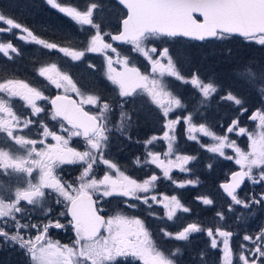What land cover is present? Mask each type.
<instances>
[{
    "label": "snow or ice",
    "instance_id": "obj_1",
    "mask_svg": "<svg viewBox=\"0 0 264 264\" xmlns=\"http://www.w3.org/2000/svg\"><path fill=\"white\" fill-rule=\"evenodd\" d=\"M45 3L76 25L90 29L79 49L39 38L3 13H0V34L18 30L23 33L17 35L18 39L75 62H85L88 54L102 55L106 61L105 76L118 89L120 99L109 102L94 91L83 89L56 63L41 66L37 71L46 87L59 90L55 96L46 95V87L14 78L0 79V178L18 175L24 180V186H6L0 180V189H3L0 191V250L5 246L18 247L30 258L31 264H183L186 249L159 248L142 219L102 214V202L110 198H124L122 203L129 209H136L139 203L149 208L162 206L163 216L158 218L168 221H174L180 212H191L177 195L156 194L161 176L155 172L138 180L126 175L108 158L114 134L132 140L131 131L138 124L141 110L162 122V134L151 135L143 141V161L137 157V165L155 166L163 179L180 189L198 184V178L177 180L172 175L174 170L192 172L189 165L198 159L179 150L177 128L182 125L188 141L216 154V158L239 166L219 186L230 198L228 210L233 211V205H239L251 214L254 207L264 208V192L246 198L239 193L246 180L264 185V107L249 115L250 120L258 121L259 127L258 133H250L241 126L240 120L249 111L247 101L231 91L220 94L219 82L202 77L199 71L186 76L182 71L186 53L164 46L178 38L202 45L230 43L242 38L250 45L264 48V0H116L126 15L115 33L106 31L100 19L101 0H87L83 8L65 5L60 0H45ZM124 44L130 45L132 52L145 61L146 71L130 65L129 57L118 50ZM0 54L11 60L13 55L21 53L8 42L0 43ZM227 54L231 55V51ZM88 67L95 70L96 66L88 64ZM261 77L260 83L264 84V69ZM173 82L190 87L201 100L190 110L172 87ZM247 86L264 99V87L257 89L252 83ZM69 93L77 99H72ZM214 96L235 106L238 113L223 134L213 131L201 114V109ZM16 102L25 111H19ZM138 103L142 105L141 110L135 107ZM85 106L95 111H86ZM48 119L58 124L50 126ZM229 134L247 136L250 150H242ZM73 137L82 139L83 150L69 146ZM203 137L211 138L214 143H201ZM157 142H166L163 157L153 150ZM226 150L234 155L227 154ZM64 165L78 168L74 180L57 175L56 169ZM100 167L106 170L98 177ZM212 167V163L207 164L208 169ZM34 172L37 173L35 180ZM197 199L206 206L214 203L207 197ZM49 200L52 203L45 206ZM55 206L62 207L63 211L54 212ZM37 209L41 218L34 222L32 213ZM216 215L224 219L222 213ZM65 228H71L74 233L71 244H61L49 237L50 230ZM160 233L167 240L179 242H190L196 234L203 233L208 238V247L221 252V264H234L231 242L238 233L225 227L192 221L176 232L161 229ZM241 241L235 254L237 264H264V227L254 234L245 233ZM205 256L202 250L194 259L207 264Z\"/></svg>",
    "mask_w": 264,
    "mask_h": 264
},
{
    "label": "rangeland",
    "instance_id": "obj_2",
    "mask_svg": "<svg viewBox=\"0 0 264 264\" xmlns=\"http://www.w3.org/2000/svg\"><path fill=\"white\" fill-rule=\"evenodd\" d=\"M19 2V1H17ZM65 5L77 6L83 8L87 0H60ZM103 4V11L100 14V19L103 22L106 31L109 32H117L120 29V21L124 18L125 13L121 10V8L114 3L112 0H101ZM18 5V4H17ZM19 6V5H18ZM21 6V5H20ZM19 8V7H18ZM29 8V7H28ZM22 11L29 10L32 16L34 12V8L31 6L30 9H26L25 6L21 7ZM37 11V10H36ZM72 28L71 35L77 41V44H72L74 49H79L78 46L81 47L85 37L88 35L90 29L87 26H78L73 21L69 24ZM53 29L59 30L58 26H54ZM79 33L77 37L76 34ZM21 34V33H20ZM22 35V34H21ZM0 43H5L4 36H1ZM23 44V43H22ZM71 45V44H70ZM170 49H175L180 53H186L183 68V73L187 76L190 72L199 71L202 77H209L214 75L215 80L219 82L221 89V93L231 90L234 94H243V92L247 89L248 93L253 94V102L246 103L248 107V112L245 113L241 118V126L247 128L250 133L256 134L259 131L258 121H252L249 119V115L254 112L258 108L264 107V99L261 98V95H258L257 92H254L247 85L252 83L255 85L257 89L264 87V84L260 83L261 80V72L264 69V48L259 45H250L245 41H240L237 39H233L230 43L228 42H207L204 45H201L196 42V44L189 43L188 41H179L173 42L171 44H167ZM164 45V46H166ZM39 46V45H38ZM35 46L26 45L24 51H34L39 52ZM228 50L231 51V55H228ZM123 55H127L130 59V65H134L136 67H140V69L144 71L147 70L148 66L145 64V61L136 53L132 52L131 47H127L126 49L119 50ZM48 53H51L48 50ZM3 55V54H2ZM4 57V56H3ZM6 58V57H4ZM8 59V58H7ZM27 60V59H26ZM50 63H56L61 70L67 71L70 75H72L73 79L78 82V86H83V89L94 91L95 93L102 96L105 100L111 102L120 99L118 97V89L115 85H113L109 80H107L105 76L106 71V61L104 57L100 54H88L85 57V62H75L71 61L70 58L59 54L58 57L48 56L45 58V65L38 64L35 60V65L38 66H47ZM85 63L94 64L95 70L88 67V64L84 66ZM25 66V63L23 64ZM34 65V66H35ZM189 65V71L188 67ZM39 69V68H38ZM22 70V69H21ZM38 71V70H37ZM252 73L254 75H249ZM24 81L30 83L32 86L45 88V82L42 78H38L37 74H29L26 70L24 72ZM210 75V76H209ZM42 85V86H40ZM172 87L176 90V92L182 97V99L187 103L188 108L191 110L197 103L201 100L199 95H196L193 90L180 83L173 82ZM227 89V90H225ZM49 93V94H48ZM59 94V90L54 89L53 87H46V95H55ZM71 94V93H69ZM74 97L75 94H73ZM77 99V97H76ZM246 100V99H245ZM139 104V103H138ZM136 105V109L140 110ZM251 104V105H249ZM89 107V106H87ZM131 108V106H129ZM250 107H254V109H250ZM16 108L18 110L22 109L21 103L16 102ZM90 108V107H89ZM93 112L95 109L90 108ZM23 110V109H22ZM222 117L219 116L222 114ZM213 113V114H212ZM175 114V113H173ZM201 114L207 119H211V121L207 120V123L212 126V130L223 134L224 128H226L231 119L236 117L238 113L236 112L235 106L229 104L228 102H223L217 99L215 96L208 100L206 108L201 109ZM212 114V115H211ZM211 116V117H210ZM47 119V118H46ZM136 119V117H134ZM153 117H146L144 113L141 112L139 121L137 126L133 128L131 131L132 140H128L119 134H114L111 148L108 152V158L112 159L113 162L117 163V165L121 168L122 171L125 172L126 175H129L135 179L142 180L147 178L150 172H155L157 175L161 176V179L157 182L158 186L156 188V194L162 193L159 188L161 186V190L164 191L163 194H167L171 196L168 192V189L172 186L173 195H177L182 203L188 206L191 209L190 213H178L177 217L174 221H168L165 219H160L158 217L163 216V208L159 205H153L149 208L142 203L136 201H129L131 203H139V206L136 209H129L124 206L122 200L124 198H110L102 202L103 211L107 216H113L116 214H124L132 218H138L144 216L149 219V225L151 227L161 229H165L167 231L176 232L180 230L184 224L187 222L197 221L202 223L205 226H220L225 227L228 230H232L238 235H234L232 239V249L234 253V264H237L235 260V254L239 251V244L242 242L241 237L247 234H254L260 229V223L264 220V208L254 207L251 210V214H249L248 209H244L242 206L233 205V211H229V204L231 203L229 198H225L224 194L220 191V188L210 190L208 183H199L196 185H189L183 189L175 187L171 181L165 180L162 178V173L155 166H140L135 163L137 157L141 158L143 161V141L150 137L151 135H156L158 131H154L155 126L153 123ZM50 126H55L58 124V121H50L48 119ZM153 123V125H151ZM151 125V126H150ZM146 129H150L151 133L147 136H143V133ZM182 131L180 133L177 132L179 150L183 154H189L198 157V159L193 162V164L189 165L192 168V172L190 173H180L177 170H174L172 175L177 180L184 179H201V173L205 171V169L212 171L214 167L219 168L218 175L222 176V180L220 183L225 182L230 173L236 170H239V166L235 165L233 161L225 160L223 158H216V154L209 153L206 149H202L199 144L193 141H188L186 136L184 135V128H181ZM156 130V129H155ZM230 135L231 139L236 140L237 145L244 151L250 150V141L247 136H235ZM82 145V150L84 147V143L82 139L73 137L70 140L69 146H77L78 144ZM201 143L204 144H213L214 141L209 137H203ZM79 148V147H78ZM154 151L160 152L163 157V153L166 149V142H157L153 147ZM227 154H232L231 150H226ZM203 160V162H201ZM212 163V169L207 168V164ZM65 166V165H64ZM64 166H61L56 169L63 170ZM68 166V165H67ZM204 167V170L201 169ZM77 170V169H76ZM105 167H100L97 169V175L102 176ZM225 170V172H223ZM78 174V170L75 173L67 174L69 176L68 179L65 180H74ZM59 176V173L57 174ZM33 180H35L36 176H32ZM0 180L5 181V185H19L24 186L23 177L14 175L10 179L0 178ZM170 183V185H166V183ZM251 191H256L258 194L260 190L259 184H253L249 181ZM165 185V187H164ZM203 185L204 189L200 191V186ZM168 186V187H167ZM3 189H0L2 191ZM188 190L189 194H194L192 201L187 202L186 195L184 191ZM248 190L247 188L244 190ZM168 192V193H167ZM255 194V193H252ZM241 197L242 194L240 193ZM198 197H207L214 201L213 205L206 206L203 205ZM228 199V200H227ZM52 201L49 200L46 202L47 204H51ZM63 211V208L60 206L54 207V212ZM222 213L224 215V219L221 220L216 213ZM155 213L156 215H152ZM201 216H200V215ZM41 218V212L39 209L33 212L32 220L34 222L38 221ZM239 218V219H238ZM144 221V220H143ZM62 223L65 222V219L61 220ZM147 225V222H145ZM70 232V233H69ZM69 233V234H67ZM152 233V232H151ZM34 235V233H32ZM67 234V235H66ZM59 236L56 238H60L59 242L61 244H71L74 239V233L71 228H67L66 233L58 234ZM153 235V233H152ZM66 238V239H65ZM154 238V237H153ZM163 243L160 241H156L157 246L162 250H174L175 247L181 246L186 249L185 256L183 257V264H192L188 261L189 255L191 257H195V254L200 251H205L207 264H221V252L219 250H212L208 247V238L205 234H196L190 242H179L174 240H167L163 237ZM164 240H166L164 242ZM55 241V239H54ZM6 247V246H5ZM7 248V247H6ZM13 252H19L20 249L10 248ZM2 251V250H0ZM14 255V254H13ZM197 263L200 264L198 258H195ZM137 264H142V262H137Z\"/></svg>",
    "mask_w": 264,
    "mask_h": 264
},
{
    "label": "trees",
    "instance_id": "obj_3",
    "mask_svg": "<svg viewBox=\"0 0 264 264\" xmlns=\"http://www.w3.org/2000/svg\"><path fill=\"white\" fill-rule=\"evenodd\" d=\"M19 1V2H17ZM19 6H18V5ZM21 5V6H20ZM25 6L26 9L31 10V6L34 8V12L32 13V16L30 14L29 10L22 11L21 7ZM19 7V8H18ZM29 7V8H28ZM37 10V11H36ZM33 11V10H31ZM0 13L5 14L8 17L14 18L16 22L21 23L22 25L28 27L30 30L34 32V34H37L39 38H43L48 42H55L58 44V46H64V47H69L74 49L73 45L74 43L77 44V41L75 38L71 35L72 33V28L69 24H71V20L67 18L65 15L59 13L57 10L52 9L49 5L45 3V0H0ZM2 26V25H0ZM54 26H58L60 29L55 30L53 29ZM17 35H19L18 30H13L12 33H4L0 34L1 36H4V41L5 43L11 42L15 47H17L20 51V46H21V41L17 38ZM77 37L79 36V33L77 32L76 34ZM71 44V45H70ZM80 48V46H78ZM39 52H34L32 50L30 51H25L24 57L26 56V65L24 66L22 63V55L20 54L19 56L13 55V59L9 60L7 58H4L2 54H0V79L2 78H14L18 80H25L24 79V72L25 70L29 74L36 75L37 70L39 66L36 64L35 65V60H39L41 64L44 63L45 58L49 55L48 50L43 49L42 46H37L36 49ZM21 53V51H20ZM35 65V66H34ZM45 65V64H43ZM22 69V70H21ZM210 76V75H209ZM210 80L214 81V75L209 77ZM42 86V85H40ZM222 89V88H221ZM227 90V89H225ZM231 91V90H228ZM249 90H245L243 94H237L239 96H242L248 103L251 101L253 102V94L254 93H248ZM251 105V104H249ZM252 106V105H251ZM250 109H254V107H250ZM213 114V113H212ZM211 114V115H212ZM219 116L222 117V114H218ZM211 117V116H210ZM214 119L211 117V119H207L206 117V122L207 120L211 121ZM146 131V130H145ZM181 132V131H180ZM178 132V133H180ZM146 135H149L146 131ZM145 135V136H146ZM144 136V137H145ZM203 162V160H201ZM202 170H204V167H201ZM68 174H70V170H68ZM219 168L214 167L212 171H209L205 169L204 172L201 173V179H199L200 183H208L209 189L214 190L219 187L221 184L222 176L218 175L219 173ZM225 172V170H223ZM166 185H170V183H166ZM250 184L248 183V190L243 191L241 194L244 198L247 197V195H250L252 193H256V191H251L252 187L250 188ZM165 187V185H164ZM168 187V186H167ZM172 186L168 189V192L173 195ZM204 189V186H200V191ZM159 190L164 193L163 190H161V186ZM259 193L264 192V185H260V190H258ZM167 192V193H168ZM195 193L189 194L188 190L184 191V194L186 195L187 202L190 200L192 201V198ZM258 193V194H259ZM116 199V198H115ZM228 200V199H227ZM200 215V214H199ZM201 216V215H200ZM145 222H147V227L150 229V231L153 233L154 239L160 243H163L162 241V236L160 233L161 228H154L151 227L152 225H149V219L144 216L138 217ZM260 228L264 227V220L261 221L260 223ZM166 240H164L165 242ZM14 254V255H13ZM188 261L192 264H199L197 263L196 259L191 257L189 255ZM0 264H31L30 258L27 257L22 250L19 252H13L12 249L4 247L2 251H0Z\"/></svg>",
    "mask_w": 264,
    "mask_h": 264
},
{
    "label": "flooded vegetation",
    "instance_id": "obj_4",
    "mask_svg": "<svg viewBox=\"0 0 264 264\" xmlns=\"http://www.w3.org/2000/svg\"><path fill=\"white\" fill-rule=\"evenodd\" d=\"M114 3H116L115 1H113ZM117 4V3H116ZM118 5V4H117ZM119 6V5H118ZM120 7V6H119ZM121 8V7H120ZM121 10L124 12V10L121 8ZM125 13V15H126V11L124 12ZM121 26V25H120ZM22 35H23V33H21ZM20 33H19V35H21ZM20 41H21V46H20V51H21V55H22V58H23V60H22V63L24 64L25 63V65H26V56L24 57V53H25V51H24V48H25V46L28 44V45H31V46H38V45H35V44H31V43H26L25 41H23V40H21V39H19ZM179 41H184V40H180V39H177V40H175V41H171V42H169V43H167V44H171V43H173V42H179ZM186 41V40H185ZM23 43V44H22ZM189 43H193V44H195V42H189ZM165 45H166V43H165ZM202 45V44H201ZM204 45V44H203ZM167 47H168V45H166ZM34 47V48H35ZM127 47H131L130 45H123V46H120L119 45V47H118V50H120V49H126ZM48 56H51V58H53V57H58L59 56V54L58 53H56V52H52L51 51V53H49V55ZM47 56V57H48ZM37 62H38V64H41V62L39 61V60H36ZM88 63H85L84 64V66L85 65H87ZM43 65V64H42ZM40 67V66H39ZM187 67H188V71H189V65H187ZM138 68H140V67H138ZM141 71L143 72V70L141 69ZM189 73H191L190 71H189ZM49 94V93H48ZM55 95H57V93L55 94ZM55 95H51V96H55ZM69 96L71 97V98H74V99H76V97H74V95H73V93H71V94H69ZM111 102H115V101H111ZM139 105V104H138ZM140 107H138L140 110L142 109V105L140 104L139 105ZM23 109V108H22ZM22 109H20L19 111H21V112H23V111H25L24 109L22 110ZM85 110L86 111H90V112H93L89 107H87V106H85ZM141 112L142 113H144V115H146V117H151L149 114H147L146 112H144V111H142L141 110ZM172 116L174 117L175 116V114H172ZM154 120H153V123H154V126H155V129L153 130V133H154V131H158L157 133H155L156 135H161L162 134V128H161V121H159L158 119H155V118H153ZM153 123L151 124V125H153ZM150 125V126H151ZM183 126L181 125V126H179L178 128H177V132H180V131H182V128ZM146 131H147V133H151V130L150 129H146ZM146 131H144V133H143V136H145L146 135ZM147 136V135H146ZM72 147H74V148H77L78 150H82V145L79 143L78 144V147L77 146H72ZM64 169L63 170H60V169H58V172L56 171V173L58 174L59 173V176L60 177H62L63 179H68L69 178V176L67 175L68 174V170L70 169H75L74 171H73V173H75V171H77L78 170V168L76 167V166H67V165H65L64 167H63ZM77 169V170H76ZM33 176H37V173H33ZM106 217H108L105 213H104V211L102 212ZM33 214V213H32ZM66 231H67V228H65V229H52V230H50V232H49V237L54 241V239H55V241H58V240H60V238H56V237H58L59 235L58 234H62V233H66ZM70 233V232H69ZM69 233H67V234H69ZM66 234V235H67ZM66 239V238H65Z\"/></svg>",
    "mask_w": 264,
    "mask_h": 264
},
{
    "label": "water",
    "instance_id": "obj_5",
    "mask_svg": "<svg viewBox=\"0 0 264 264\" xmlns=\"http://www.w3.org/2000/svg\"><path fill=\"white\" fill-rule=\"evenodd\" d=\"M114 1H116V0H114ZM121 7H122V6H121ZM122 8H123V7H122ZM123 10L126 11L124 8H123ZM197 17L200 18L198 14H197ZM178 39H183V40H184V38H178ZM236 39H240V40H242V38H236ZM185 40H187V41H192V40H189V39H185ZM192 42H197V41H192ZM198 43H199V42H198ZM124 45H126V44H124ZM120 46H123V45H120ZM72 99H74V98H72ZM236 171H237V170H236ZM247 184H248V180L245 181V184H244V185L242 186V188L239 190V193H241V192L246 188ZM220 191L223 193V191H222L221 188H220ZM223 194H224L225 198H229V197L226 196L225 193H223Z\"/></svg>",
    "mask_w": 264,
    "mask_h": 264
}]
</instances>
